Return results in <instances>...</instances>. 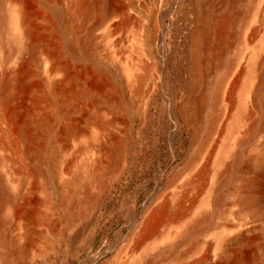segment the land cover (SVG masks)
I'll return each instance as SVG.
<instances>
[{"label": "bare ground", "instance_id": "bare-ground-1", "mask_svg": "<svg viewBox=\"0 0 264 264\" xmlns=\"http://www.w3.org/2000/svg\"><path fill=\"white\" fill-rule=\"evenodd\" d=\"M34 1L0 0V264H20L14 257L20 248L10 230L21 217L17 203L25 187L26 174L21 169L22 175L18 176L15 165L21 163L22 151L28 154L34 146L44 145L54 124L65 112L69 99L59 96L61 90L75 95V81L84 76H88V89L116 86L115 80L104 79L107 73L115 75L116 71L111 68L114 52L102 55L99 49L104 48L101 43L106 40L113 47H120L128 37L132 43L128 44L129 55L134 56L117 70L126 80L127 88L133 93L140 92L146 81L159 72L158 67L166 66L185 2L39 0V4L50 8L45 14L47 26L40 27L32 6ZM226 1L223 11L216 14L214 6L219 1L215 4L217 0H197L202 14L190 38L188 57L193 88L202 84L205 71L207 88L201 95V104L210 109L211 118L205 129L194 133L199 144L186 166L189 171L186 185L195 188L204 181V161L210 154L213 136L223 133L224 144L217 154L213 174L215 181L208 187L204 202L189 215L183 211L184 198L178 195L152 200L145 207L137 229L141 235L176 215L179 244L186 237L211 227L227 200L238 207L236 215L240 225H216L212 232L214 239L195 245L196 256L176 257L171 264H264V0ZM48 29L61 38L58 45L50 44L53 34H48ZM40 45L49 46L45 47L55 59L50 67L45 62L49 67L45 68L50 87L47 93L40 91L41 80H28L32 69L25 54L34 58V51ZM156 53L161 64L159 60L157 63ZM71 61L84 67L77 70ZM36 66L37 70L41 68ZM14 90L18 94L35 92L37 101L52 103L55 111L36 115L28 110L24 123L15 128L17 115L9 108ZM173 101L171 97L166 98L162 113L173 119L180 130V117L190 119L194 109L188 99L178 105ZM34 127L37 133H33ZM20 142L22 150L18 146ZM55 160V178L63 180L67 203L71 199L69 218L73 223L84 211L81 175L93 176L94 171L85 165L72 175L63 151ZM223 187L226 188L222 191ZM31 215L32 212L27 213ZM32 233L33 228L29 226L27 235ZM134 264L145 263L135 261Z\"/></svg>", "mask_w": 264, "mask_h": 264}, {"label": "rangeland", "instance_id": "rangeland-1", "mask_svg": "<svg viewBox=\"0 0 264 264\" xmlns=\"http://www.w3.org/2000/svg\"><path fill=\"white\" fill-rule=\"evenodd\" d=\"M39 3L36 0L32 6L38 25L44 27L47 26L45 14L50 8ZM197 3V0H185L173 33L167 64L162 69L158 67L159 72L146 81L140 92L133 93L127 88L126 80L117 70L132 59L133 54L129 55L131 51L128 47L132 43L128 37L120 47H113L111 41L106 40L101 43L104 48L99 49L102 55L114 52L111 68L116 71V76L114 72L107 73L104 79L115 80L116 86L110 84L111 87L106 85L102 89H88V76H84L75 81V95L61 90L59 96L69 99L65 112L54 124L44 145L34 146L28 154L22 151L21 163L15 165L18 176L22 175L21 169L26 174L25 187L17 203V212L21 217L10 230L20 248L14 255L17 262L134 264L140 261L147 264L150 261L149 264H171L176 257L192 259L196 256L195 245L214 239L212 232L216 225H240L236 215L238 207L227 200L211 227L186 237L179 244V239H176L179 217L176 215L141 235L137 229L154 200L178 195L184 198L183 211L189 215L204 202L208 187L215 181L213 174L217 154L224 144L223 133L213 136L210 154L204 161V181L195 188L186 185L189 176L186 166L199 144L194 133L205 129L211 118L210 109L201 104V95L207 88L204 69L202 84L196 88L190 84V38L197 28L199 14H202V7ZM215 4L218 5L214 6V12L220 13L227 1L217 0ZM47 32L53 34L50 44L58 45L61 41L59 35L50 29ZM42 46L35 49L34 58L30 54H25V57L29 59L32 69L28 80H41L40 91L47 93L50 87L45 68L53 65L55 59L46 48L49 46ZM159 58L160 55L156 53L157 63ZM45 62H49L48 65ZM71 62L77 70L84 67L81 63ZM36 64L42 70H37ZM46 65L50 66L47 68ZM19 93L15 90L12 92L9 104L17 115L13 123L15 128L24 123L23 118L28 110L36 115L55 111L52 103L43 99L38 102L34 98L35 92ZM169 97L176 105L186 99L192 103L193 115L188 120L180 117V130L173 119L162 113L165 100ZM36 130L34 127L33 133H37ZM18 146L22 150V142ZM60 151L64 152L72 175L85 165L94 171L93 176L81 175L80 195L84 211L73 223L69 218L71 199L67 203L68 194L63 180L55 178V159ZM28 212H32V215L27 216ZM29 226L33 228L31 235H27ZM258 241L262 242V239Z\"/></svg>", "mask_w": 264, "mask_h": 264}]
</instances>
